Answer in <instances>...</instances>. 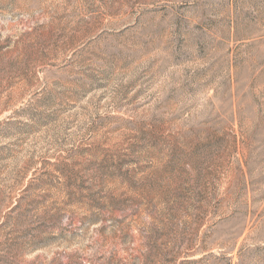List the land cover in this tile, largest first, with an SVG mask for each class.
I'll list each match as a JSON object with an SVG mask.
<instances>
[{
	"label": "rangeland",
	"instance_id": "obj_1",
	"mask_svg": "<svg viewBox=\"0 0 264 264\" xmlns=\"http://www.w3.org/2000/svg\"><path fill=\"white\" fill-rule=\"evenodd\" d=\"M0 264H264V0H0Z\"/></svg>",
	"mask_w": 264,
	"mask_h": 264
}]
</instances>
